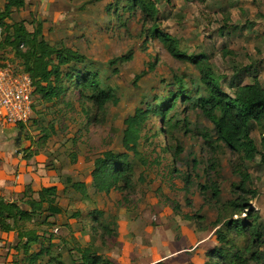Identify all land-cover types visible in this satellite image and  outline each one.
Returning a JSON list of instances; mask_svg holds the SVG:
<instances>
[{
	"label": "rangeland",
	"instance_id": "obj_1",
	"mask_svg": "<svg viewBox=\"0 0 264 264\" xmlns=\"http://www.w3.org/2000/svg\"><path fill=\"white\" fill-rule=\"evenodd\" d=\"M157 5L160 27L178 38L185 52L205 54L226 92L233 94L255 79L264 85V0H157ZM143 18L132 0H27L5 19L24 23L29 32L41 28L39 39L57 50L68 47L83 54L77 66L97 71L103 88L120 99L99 111L85 97L90 91L82 98L78 87H68L71 82L52 102L36 95L33 118L25 125L33 146L27 148L29 160L36 169L83 180L87 194L64 182L58 200L68 217L75 215L71 223L55 216L52 224L39 227L47 232L48 251L34 261L15 248L16 237L13 261L6 264H80L78 243L92 245L114 264H264V122L249 124L260 151L254 161L220 141L200 106L208 91L198 68L173 58L148 33L151 24ZM130 52L133 59L119 62V73H113L109 61ZM0 55H12L10 46L0 47ZM150 65L155 69L135 86L136 74ZM181 85L186 97L178 98L167 117L155 114ZM137 107L151 110L139 148L149 164L131 153L135 177L144 176L127 203L119 190L96 191L91 168L103 151L125 150L124 121ZM42 129L51 133L48 140ZM241 169L250 173L246 191L238 187ZM239 198L250 207L234 214L229 202ZM238 218L242 226L226 227L227 241H218L216 230ZM40 248L36 244L32 251Z\"/></svg>",
	"mask_w": 264,
	"mask_h": 264
},
{
	"label": "trees",
	"instance_id": "obj_2",
	"mask_svg": "<svg viewBox=\"0 0 264 264\" xmlns=\"http://www.w3.org/2000/svg\"><path fill=\"white\" fill-rule=\"evenodd\" d=\"M199 1L204 2L206 0ZM132 3L141 10L144 22L151 24L147 29L148 33L153 37H157L173 58L191 62L198 68L201 74V82L208 91V96L199 99L200 106L205 116L213 122L218 139L232 150L241 153L245 160H256L260 151L251 136L249 124L250 122L258 124L264 122V85L259 79H255L253 82L240 84L233 94L226 92L205 54L194 55L185 52L180 47L179 39L160 27V10L157 0H132ZM25 6L26 0H6L4 9L0 8V26L3 29V35L0 37V47L10 46L12 52V55H0V65H4L6 61L21 63L33 78L36 95L47 102L61 98L68 89L65 82H71L68 87L72 85L78 87L82 98L86 97L99 111L106 112L108 103L117 105L120 101L119 97L113 90L103 88L97 71L83 70V68L77 66V63L85 58L83 54L68 47L57 50L45 43L44 40H40L41 28L29 32L22 22L13 24L5 22V19L11 16L13 9H21ZM53 53L56 55V61L52 56ZM133 57L130 52L111 59L109 64L113 67V73H119V69L116 67L119 62L132 60ZM154 69L155 65H150L149 69H144L136 74L133 84L137 86L138 82ZM180 87L179 93L173 94L174 96L167 105L156 107L153 110L155 114L164 118L167 117L169 111L176 106L178 98L186 97L183 86ZM84 91H90L91 94L84 97ZM33 110L35 111V104H33ZM150 112L151 110L137 107L135 112L125 119L124 151L117 152L108 149L95 158L92 177L98 192L109 194L114 190H119L123 193L124 201L127 203L130 201L132 194L136 192V181L143 179L144 175L141 173L138 178L135 177V168L130 157L133 153L135 156L140 157L143 165L149 164V161L142 156L139 148ZM181 151L182 149H179V152ZM262 157L264 160V154ZM237 173L242 178L238 187L246 191L250 181V173L242 169ZM64 182H69L72 188L83 195L87 194V184L85 182H74L71 177L65 178ZM215 185L213 184L212 187ZM206 188L207 186H202V189ZM214 193L215 195L219 194L217 187H215ZM256 193L257 191L253 192L254 195ZM229 204L233 205L234 214L247 212L246 210L250 207L246 198L231 200ZM55 216L68 217L67 209L59 203L57 186H44L39 191V199L30 196L27 199L22 198L20 201L9 202L0 197V233L16 231L19 241L15 248L27 254L32 261L48 251L47 232L39 230V227L46 222L52 224V221H56V219L50 218ZM74 216L71 215L70 217ZM70 217L68 219H71ZM221 222L222 220L219 221V224ZM241 226L242 220L239 218L226 221L215 232L218 241H227L224 232L226 227L238 229ZM103 228L106 232L109 231L108 224H104ZM256 232L261 235L257 230ZM49 236V239L51 238L50 242L54 241L53 234H49ZM36 244H39L41 248L38 251H32L33 246ZM74 248L80 255V264H114L110 258L97 253L92 245L82 246L78 243L77 246L75 244ZM212 252L213 250L208 251V253ZM190 264L196 263L191 262ZM205 264L210 263L206 262Z\"/></svg>",
	"mask_w": 264,
	"mask_h": 264
},
{
	"label": "crops",
	"instance_id": "obj_3",
	"mask_svg": "<svg viewBox=\"0 0 264 264\" xmlns=\"http://www.w3.org/2000/svg\"><path fill=\"white\" fill-rule=\"evenodd\" d=\"M5 3L6 0H0L1 9H4ZM16 10L19 9H13L11 16ZM42 131L45 132L44 136L49 134V136H47V140L52 136L47 129H42ZM30 146L33 149L32 142L27 140L25 125L7 124L0 119V197H3L6 201H20L22 198L27 199L30 196L34 199H39V191L44 186H57L59 194L60 189L65 187L63 179L71 177L70 175H66L61 172L58 173L54 170L46 171L44 169H36L33 165L34 161L32 162L28 157L27 148ZM36 158L39 159L40 156L38 155ZM93 169L94 162L91 168V180H93ZM73 181L84 182L83 180L76 179ZM72 190L80 193L74 188H72ZM63 207L66 208V206ZM50 219L56 218L51 217ZM60 219L63 221H72V218ZM16 237V231L0 233V244L4 246L0 252V264H6L13 261L12 255L14 248L12 247V243H14V239H16ZM8 251L11 252L10 256Z\"/></svg>",
	"mask_w": 264,
	"mask_h": 264
},
{
	"label": "built area",
	"instance_id": "obj_4",
	"mask_svg": "<svg viewBox=\"0 0 264 264\" xmlns=\"http://www.w3.org/2000/svg\"><path fill=\"white\" fill-rule=\"evenodd\" d=\"M2 32L3 29L0 26V37L3 35ZM35 98L36 91L33 78L21 63L6 61L4 65H0L1 120L12 125L28 124L34 115ZM58 231L59 229L56 228L55 232Z\"/></svg>",
	"mask_w": 264,
	"mask_h": 264
}]
</instances>
